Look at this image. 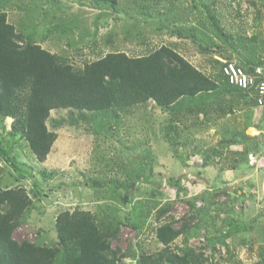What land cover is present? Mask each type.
<instances>
[{
  "label": "rangeland",
  "instance_id": "obj_1",
  "mask_svg": "<svg viewBox=\"0 0 264 264\" xmlns=\"http://www.w3.org/2000/svg\"><path fill=\"white\" fill-rule=\"evenodd\" d=\"M66 1L56 2L58 11L69 10ZM22 2L29 4L25 0L6 4L7 21L18 30L24 21L29 29L32 24L41 31L40 24L51 14L48 11L43 18V9L55 8L54 5L34 0V9L22 12L16 8ZM68 2L73 6L69 13L93 18L89 13L94 9L100 15L102 27L96 37L92 36V19H85L80 20L72 36H52L39 42L37 34L34 39L43 49L66 57L76 68L110 51L137 57L166 46L212 76L221 64L257 59L261 62L264 53V0H119V8L113 13L104 7H90V0ZM79 2L84 6H79ZM207 6L232 36V46H225L214 35ZM176 31L185 35L191 32L196 38H180ZM93 39L94 53L90 50ZM199 46L209 51L202 54ZM234 99L247 102L236 96L231 100L217 97L204 102L205 115L185 114L179 124L182 133L178 145L164 140L163 127L169 114L151 102L131 108L116 131L115 127L107 129L98 119L94 121L90 113L53 110L46 124L57 138L43 162L35 159L22 138H9L11 119L6 118L0 128L3 186L23 187L34 206L13 238L33 241L39 237L40 242L51 245L57 214L75 208L95 213L98 206L107 205L121 221L134 217L139 226L138 230L122 226L118 240L113 242L114 247L134 251L135 256L124 259L123 264H136L139 253L159 250L155 228L173 218V226L178 229L184 215L189 216L193 227L187 244L203 248L208 264L262 261L264 174H209L206 169L197 172L190 167L205 163L204 154L209 155L207 161L218 158L241 164L264 151L261 137L251 138V130L245 135L243 124L235 115L239 103ZM247 105H254L251 98ZM259 124L264 125L260 121ZM256 167L264 169V162L259 161ZM114 180L130 188V202L121 201L124 188H117ZM113 189L119 197L113 196ZM166 205H170L169 212L157 221V210ZM183 238L178 237L172 247L181 246Z\"/></svg>",
  "mask_w": 264,
  "mask_h": 264
},
{
  "label": "trees",
  "instance_id": "obj_2",
  "mask_svg": "<svg viewBox=\"0 0 264 264\" xmlns=\"http://www.w3.org/2000/svg\"><path fill=\"white\" fill-rule=\"evenodd\" d=\"M25 1L29 4L22 2L16 8L22 12L32 11L31 1L34 0ZM57 1L44 0L46 5L53 4L55 8L43 9V18L47 13L51 14L47 21L46 18L43 20L44 24H40V31L39 26L32 24L29 29L24 21L18 30L7 21L5 8L10 0H0V128L6 118L11 119L9 138H22L37 161L46 159L57 138L46 124L53 110L90 113L94 121L98 119L107 129L115 127L116 131L131 108L151 102L169 114L168 123L163 127L164 140L178 145L177 139L182 133L179 124L184 115H205V101L217 97L231 100L236 96L249 102L246 93L228 85L222 76L224 64L211 76L166 46L137 57L123 51H110L96 60L85 61L81 68L74 67L66 57L51 53L39 44L52 36L55 39L72 36L78 29L79 15L68 13L72 4L66 1L69 10L61 8L58 11ZM90 3V7H104L111 13L119 8V0H90ZM78 5L84 6L82 2ZM206 10L214 35L225 46H232V36L216 20L213 10L208 6ZM97 29L95 26L93 38ZM176 33L183 39L196 38L191 32L188 35ZM37 34H40L39 42L34 39ZM91 45L96 46L95 39ZM198 51L204 54L209 49L199 46ZM96 53L99 55L98 51ZM244 63L236 64L248 73L261 64L260 59ZM208 159L209 155L204 154V166ZM2 181L0 174V264H123L124 259L135 256L134 251L121 250L114 247L113 242L118 240L122 226L138 230V224L134 217L121 221L107 205L98 206L95 213L75 208L57 214L55 240L51 245L40 242L39 237L33 241L15 240L13 233L25 223L27 214L34 207L33 201L23 187H4ZM114 182L117 188H124L121 201L130 202V188L121 181ZM111 192L113 196H120L115 189ZM169 210L170 205L159 208L155 219L160 221ZM180 221L178 229L173 226V218L158 225L154 231L161 248L152 253H139L136 264H208L203 248H192L187 244V236L193 229L189 216H182ZM180 236L184 237L182 245L172 247ZM255 264H264V259Z\"/></svg>",
  "mask_w": 264,
  "mask_h": 264
},
{
  "label": "crops",
  "instance_id": "obj_3",
  "mask_svg": "<svg viewBox=\"0 0 264 264\" xmlns=\"http://www.w3.org/2000/svg\"><path fill=\"white\" fill-rule=\"evenodd\" d=\"M91 12L92 13L89 14L92 15L93 18L87 16L85 19H92L93 29L95 28V26H97L98 28L102 27V24L99 21L100 18L99 14L94 9H91ZM69 14L75 15V13L72 12ZM79 17L81 20H85L82 15H79ZM88 24L90 25V23ZM90 50L92 51V53H94L93 47L90 48ZM236 102L239 104L237 108L238 110H236L237 112H235V115L236 116L238 115L237 116L238 119L243 124L245 135H247L248 131L251 130L253 131L250 136L251 138L261 137L264 140V125H260V124H259L260 126L257 125L259 121L261 123L262 122L264 123V108L253 111L251 106L249 107V105L245 104L246 103L245 101L239 100ZM263 156H264V151L258 157L255 156L258 159L257 160L258 163L259 161H261L262 163L264 162V158H262ZM245 160L241 164H234L233 162H227L226 160L221 161L218 158H215L214 160L207 161L205 166L200 164L199 162L200 167H195L196 165L190 167L196 168L197 172L206 169L209 172V174H264V169H260V167H256V166L252 167V165L248 164V162ZM191 164L192 162L189 163L188 165ZM189 171H191V168H189ZM262 185H264V183H262Z\"/></svg>",
  "mask_w": 264,
  "mask_h": 264
},
{
  "label": "built area",
  "instance_id": "obj_4",
  "mask_svg": "<svg viewBox=\"0 0 264 264\" xmlns=\"http://www.w3.org/2000/svg\"><path fill=\"white\" fill-rule=\"evenodd\" d=\"M221 74L228 85L251 96L257 109L264 107V53L261 55V64L249 73L233 63H226L221 67Z\"/></svg>",
  "mask_w": 264,
  "mask_h": 264
},
{
  "label": "clouds",
  "instance_id": "obj_5",
  "mask_svg": "<svg viewBox=\"0 0 264 264\" xmlns=\"http://www.w3.org/2000/svg\"><path fill=\"white\" fill-rule=\"evenodd\" d=\"M228 63H233V61L232 62H228ZM226 64V63H225ZM233 64H235L236 66H237V64L234 62ZM257 66V65H256ZM239 67V66H238ZM242 91V90H241ZM243 92V91H242ZM245 93V92H244ZM248 95V94H247ZM248 98L250 99H252L253 100V103H254V105L253 106H251L252 107V109H253V111H255V110H260V109H257L256 107H255V102H254V99L251 97V96H249L248 95ZM264 108V107H263ZM263 108H261V109H263ZM249 158V157H248ZM258 159L254 156V155H252L248 160H247V162H248V164H250V165H252V167H255L256 165H257V163H258V161H257ZM202 165H204V163L202 164Z\"/></svg>",
  "mask_w": 264,
  "mask_h": 264
}]
</instances>
